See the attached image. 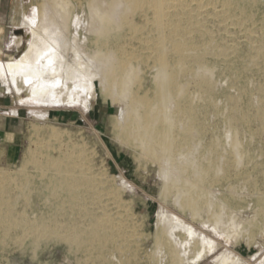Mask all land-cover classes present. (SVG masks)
I'll return each mask as SVG.
<instances>
[{"label":"rangeland","instance_id":"1","mask_svg":"<svg viewBox=\"0 0 264 264\" xmlns=\"http://www.w3.org/2000/svg\"><path fill=\"white\" fill-rule=\"evenodd\" d=\"M117 1L16 0V10L20 13L19 28L9 39L15 45L16 52L0 60L11 61L24 53L31 33L23 25L33 18L37 9L44 10L47 2L68 21L71 38H77L84 53L91 56L98 54L99 50L91 44L101 38L107 39L112 48L120 39L127 48L144 56L150 54L141 41L152 35V27L146 21L147 15L139 11L126 13V16L123 15L126 26L123 27L112 15L113 3ZM120 1L128 4L127 0ZM262 2L257 1L249 8L250 18L245 20L243 29L228 27V22L220 18L214 22L216 44L228 42L230 46L234 43L237 50L227 63L221 58L207 63L213 71L210 81L202 65L188 58L179 65L173 60L171 49L167 48L171 57L168 67L170 82L180 88L178 94L169 96L162 91L163 69L152 63L140 64V82L135 91L140 97H148L150 106L133 105L129 110L131 117L125 125L117 121L124 109L123 104L108 91V87L102 88L100 82H97L95 93L89 99V107L85 108L81 104L32 106L31 102L28 103L30 92L19 96L0 80V186L5 188V191L0 190V196L10 199L15 210L14 218L18 221L17 228L6 237L0 232V264H106V258L112 253L96 246L91 255L88 247L70 244L66 239L70 234L67 228L62 227L58 232L42 237L41 230L27 228L19 222L23 219L35 221L55 210L47 207L49 203H46L51 192L45 182L47 177L54 174L47 163L74 154L94 168L106 193L110 190L116 193L111 196L106 194L102 198L100 207L103 210L94 209L95 215L102 219H113L111 221L116 226L123 221L125 224L120 227L123 234L134 232L137 256L133 250L125 247L123 257L118 255L123 259V264H159L163 251L156 246L155 237L159 216L163 214L176 215L208 238L210 245H214L212 252L206 253L194 264H217L216 259L228 252L250 264L261 260L264 257V56L255 55L251 48L258 46L264 38V0ZM66 5L69 11L63 12L61 6ZM94 10L99 14L93 13ZM99 17H105L108 22L102 23ZM130 27L138 30L134 37ZM250 33L258 43L250 44ZM191 55L192 58L199 57L197 52ZM99 60L106 63L105 56H100ZM206 79L209 82L203 84ZM82 96L86 99L85 94ZM189 103L198 108L205 131L195 139L194 150H182L183 159H189L198 167L215 160L222 167L224 161L213 152L215 141H219V151L223 157L230 154L231 145L236 142L244 155L239 169L226 164L228 180L223 182V186L211 184L207 187L208 192H215L219 197L221 195L240 213L251 217V235L241 237L243 240L240 238L237 242H229L219 235L221 233L216 234L212 225L215 217L211 210H203L196 217L189 209L182 211L175 203L178 185L171 193L166 192L167 182L160 163L150 156L149 146L152 144L149 138L153 135L162 138V133L154 132L152 128L164 122L165 109L169 106L178 109V105L183 108ZM44 113H47V117H43ZM137 114L141 119L151 118L149 127H141ZM244 114L250 119L249 125L242 122ZM9 123L11 135H3V128L8 127ZM144 144L147 145L146 152L143 150ZM183 181H187L185 176ZM221 208L215 202V213H222ZM66 216L65 221L87 223V219L78 213L74 216L69 212ZM107 263L117 264L114 260Z\"/></svg>","mask_w":264,"mask_h":264},{"label":"bare ground","instance_id":"2","mask_svg":"<svg viewBox=\"0 0 264 264\" xmlns=\"http://www.w3.org/2000/svg\"><path fill=\"white\" fill-rule=\"evenodd\" d=\"M127 1V5L120 0L113 3L112 15L123 27L126 26L123 19L126 13L139 11L147 15L146 21L152 27V35L141 41L150 54L146 56L139 54L136 50L127 48L120 39L112 48L107 39L101 38H97L91 44L99 50L98 54L91 56L84 53L77 38H71L68 21L66 22L61 17V13L55 11L56 9L47 2L44 10H34L33 18L27 24L24 23V27H28L31 33L24 53L11 61L0 60V80L19 96L24 92H30L28 103L31 102L32 106L81 104L85 105V108L89 107V99L95 93L97 82H100L102 88L108 87V91L116 95L118 101L123 104L124 109L117 121L125 125L126 120L131 117L129 110L133 105L150 106V99L146 96L140 97L137 90L135 91L136 85L140 82V64L152 63L163 69L162 91L169 96L178 94L180 88L170 82L168 67L171 57L166 51L167 48L171 49L172 58L179 65L187 58L202 65V70L210 81L213 71L207 63H213L219 58L227 63L231 54L237 50V45H233L234 43L230 46L227 45L228 42L216 44L214 22L220 18L224 20L223 22H228V27L243 29L245 20L250 18L249 8L257 1L262 2V0ZM61 8L63 12L69 11L68 5ZM92 12L99 14L97 10ZM99 21L108 22L105 17H99ZM76 25L80 26L77 22ZM129 30L133 37L138 31L134 27H130ZM248 38L251 39V45L258 43L252 33ZM259 43L251 49L255 55L264 56V38ZM194 52L199 54L198 58L191 57ZM100 56L106 57V63L99 60ZM207 79L203 84L209 82ZM83 94L86 95V99H83ZM212 105L215 107L214 103ZM198 112V108L192 103L184 105L183 108L182 105H178V109L173 106L167 107L164 111V122L152 128L154 132H161L162 138L156 135L149 138L152 144L149 146L150 156L160 163L162 175L167 182L166 192L171 193L174 186L178 185L179 193L175 197V203L182 211L189 209L196 217L203 210H211L215 217V222L212 224L214 232L221 233L219 235L224 236L229 242H237L245 235L250 237L249 227H253L251 217L240 213L236 206L230 205L227 200L221 198V195L219 197L215 192H208L207 187L211 184L223 186V182L228 180L225 172L226 164L231 165L230 168L239 169L244 155L240 151L239 143L234 142L230 154L223 157L219 151V141H215L213 152L224 161L222 167L216 164L215 160L198 167L189 159H183L182 150H194L195 139L205 131ZM43 117H47V113H44ZM137 117L142 128L149 127L151 118L141 119L138 114ZM242 120L245 125L250 124L246 114L243 115ZM230 134L229 132V136ZM143 150L146 152L147 145H143ZM47 164L53 168L54 174L47 177L45 182L51 192L46 203H49L47 207L55 210L35 221L23 219L19 221L20 224L30 229L41 230L42 237L52 235L62 227L67 228L70 234L66 239L70 244L88 247L91 255L95 247L100 246L109 254L112 253L106 258L107 262L114 260L117 264H123V259L118 255L123 257L125 247L133 250V254L136 255L138 250L135 247L134 232L123 234L120 230L125 224L123 221L116 226L111 221L113 219L109 217L102 219L95 215L94 209L103 210L100 207L102 198L106 194L111 196L116 193L114 190L106 193L102 189L103 182L94 168L87 166L84 160L80 159V156L76 157L75 154L64 155L62 158L50 160ZM182 175L187 181H183ZM0 190L5 191V188L0 186ZM215 202L222 207V213H215ZM13 208L9 198L0 196V232L4 233V237L18 226ZM69 212L74 216L78 213L80 217L87 219V223L65 221ZM262 234L264 235V229ZM155 241L158 249L163 251L159 264H194L214 249V245L208 243V238L199 234L194 227L176 215L169 214L159 216ZM216 263L250 264L242 258H236L230 252L218 257ZM255 264H264V257Z\"/></svg>","mask_w":264,"mask_h":264},{"label":"crops","instance_id":"3","mask_svg":"<svg viewBox=\"0 0 264 264\" xmlns=\"http://www.w3.org/2000/svg\"><path fill=\"white\" fill-rule=\"evenodd\" d=\"M19 15L20 13L16 10V0H0V58L11 56L16 52L15 45L9 39L13 38L15 31L19 28ZM3 135H11L10 123L8 127L3 128Z\"/></svg>","mask_w":264,"mask_h":264}]
</instances>
